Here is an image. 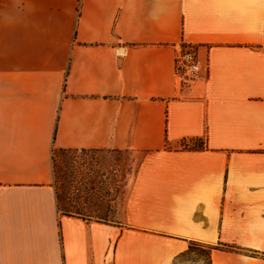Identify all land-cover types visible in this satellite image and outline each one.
<instances>
[{
    "label": "crops",
    "instance_id": "crops-1",
    "mask_svg": "<svg viewBox=\"0 0 264 264\" xmlns=\"http://www.w3.org/2000/svg\"><path fill=\"white\" fill-rule=\"evenodd\" d=\"M103 150L142 154L115 220L61 213L53 153ZM195 244L264 264V0H0V264H174Z\"/></svg>",
    "mask_w": 264,
    "mask_h": 264
},
{
    "label": "rangeland",
    "instance_id": "rangeland-1",
    "mask_svg": "<svg viewBox=\"0 0 264 264\" xmlns=\"http://www.w3.org/2000/svg\"><path fill=\"white\" fill-rule=\"evenodd\" d=\"M141 157L127 150L55 151L52 186L58 209L90 220L114 221ZM174 264H208V251L192 245Z\"/></svg>",
    "mask_w": 264,
    "mask_h": 264
},
{
    "label": "built area",
    "instance_id": "built-area-1",
    "mask_svg": "<svg viewBox=\"0 0 264 264\" xmlns=\"http://www.w3.org/2000/svg\"><path fill=\"white\" fill-rule=\"evenodd\" d=\"M174 64L175 73L182 88L188 89L204 77L196 47L192 44H184L178 48Z\"/></svg>",
    "mask_w": 264,
    "mask_h": 264
},
{
    "label": "trees",
    "instance_id": "trees-1",
    "mask_svg": "<svg viewBox=\"0 0 264 264\" xmlns=\"http://www.w3.org/2000/svg\"><path fill=\"white\" fill-rule=\"evenodd\" d=\"M226 249H230V248L226 247Z\"/></svg>",
    "mask_w": 264,
    "mask_h": 264
}]
</instances>
